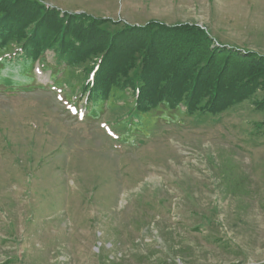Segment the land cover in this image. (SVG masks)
Instances as JSON below:
<instances>
[{
  "label": "rangeland",
  "instance_id": "1",
  "mask_svg": "<svg viewBox=\"0 0 264 264\" xmlns=\"http://www.w3.org/2000/svg\"><path fill=\"white\" fill-rule=\"evenodd\" d=\"M38 1L111 30L196 26L264 58V0ZM90 66L0 88V264H264V92L190 115L138 113L114 89L90 111Z\"/></svg>",
  "mask_w": 264,
  "mask_h": 264
},
{
  "label": "trees",
  "instance_id": "2",
  "mask_svg": "<svg viewBox=\"0 0 264 264\" xmlns=\"http://www.w3.org/2000/svg\"><path fill=\"white\" fill-rule=\"evenodd\" d=\"M108 22L61 16L38 0H0V88L45 89L37 77L48 70L58 87L66 65L90 63L91 76L82 85L90 111L114 89L132 90L138 113L185 107L190 115H216L264 92V58L213 48L201 28L152 23L111 30L103 27ZM52 49L55 57L46 63ZM257 105L264 110V99ZM258 128L264 132V122Z\"/></svg>",
  "mask_w": 264,
  "mask_h": 264
}]
</instances>
